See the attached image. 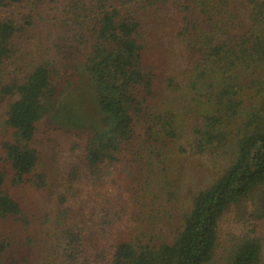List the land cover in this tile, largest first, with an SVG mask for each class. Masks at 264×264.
Returning <instances> with one entry per match:
<instances>
[{"label": "trees", "instance_id": "obj_1", "mask_svg": "<svg viewBox=\"0 0 264 264\" xmlns=\"http://www.w3.org/2000/svg\"><path fill=\"white\" fill-rule=\"evenodd\" d=\"M25 2L29 11L0 19V71L19 34L51 25L56 48L81 53L100 118L61 165L42 168L36 137L59 90L56 64L0 80V264H208L221 234L231 264H261L264 0H0V9ZM194 156L218 175L179 209L168 240L159 224L180 197L177 163Z\"/></svg>", "mask_w": 264, "mask_h": 264}, {"label": "rangeland", "instance_id": "obj_2", "mask_svg": "<svg viewBox=\"0 0 264 264\" xmlns=\"http://www.w3.org/2000/svg\"><path fill=\"white\" fill-rule=\"evenodd\" d=\"M30 3H10L0 9V19L29 11ZM20 42L16 57L7 61L1 68V82L20 79L26 69L33 68L39 61L48 58L55 62L58 72L59 90L47 105L49 115L39 123L36 145L43 157V167L57 168L68 153L70 143L79 135L95 129L100 118L94 101L93 84L84 70L80 52H72L67 42L61 49L55 47L59 42L56 30L51 25L34 26L17 36ZM66 42V41H65ZM69 52H68V51ZM6 118L5 105L0 101V141L6 135L3 120ZM180 169L182 187L180 197L174 203L173 216L161 222V233L173 240L179 225L180 208L191 205V195L204 188L218 175V164L205 162L204 158L194 156L177 163ZM165 195L164 191L159 192ZM226 234H221L220 243L213 260L208 264H231ZM261 264H264V256Z\"/></svg>", "mask_w": 264, "mask_h": 264}]
</instances>
